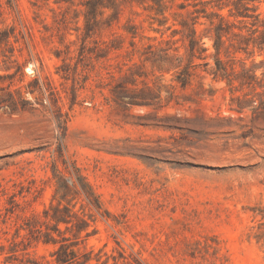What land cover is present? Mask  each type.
I'll list each match as a JSON object with an SVG mask.
<instances>
[{
	"label": "rangeland",
	"instance_id": "374dc122",
	"mask_svg": "<svg viewBox=\"0 0 264 264\" xmlns=\"http://www.w3.org/2000/svg\"><path fill=\"white\" fill-rule=\"evenodd\" d=\"M200 1L0 0V264H264V48Z\"/></svg>",
	"mask_w": 264,
	"mask_h": 264
},
{
	"label": "trees",
	"instance_id": "16d2710c",
	"mask_svg": "<svg viewBox=\"0 0 264 264\" xmlns=\"http://www.w3.org/2000/svg\"><path fill=\"white\" fill-rule=\"evenodd\" d=\"M153 5L155 6L156 11L159 13H164V2L165 0H152ZM257 1L261 0H201L200 2L203 4L202 8H197L195 12L198 14L195 16V18L198 20L200 16L205 17V19L210 24V30H211V36L214 39V47L216 49V52L219 53L221 49V45L224 42V37L228 36L232 31L230 26L228 25V22L224 18V16L218 11L225 7L229 8L230 14L232 16L241 17L240 20L244 21L249 18H254L250 22L251 26H248L249 22H245V26L249 27L248 30L250 32L251 37L249 38V41L252 39V43L260 46L262 49L264 48V19H259L257 17V14L255 12H251L253 10L254 6L251 4H254ZM195 4L194 6H196ZM209 8H212L209 10ZM218 9V10H217ZM255 11V10H254ZM196 21L193 22L195 24ZM262 22V23H259ZM183 26L189 27V30L191 34L189 35V45H190V51L194 53L195 48L197 47L199 40L196 39V29L192 26H189L188 23L182 22ZM228 25V26H227ZM233 35H237V33L232 32ZM201 51H205L206 49L202 46L199 47ZM213 73L215 75H223L225 76L228 74V69L225 65V63L220 58H216V66L213 70ZM180 82L182 85H186L188 83L187 78L179 77ZM74 251H65L66 259L63 260L59 258V260H62L64 262L70 261L73 257H69V254H73Z\"/></svg>",
	"mask_w": 264,
	"mask_h": 264
}]
</instances>
